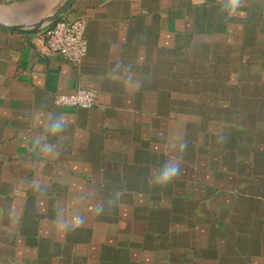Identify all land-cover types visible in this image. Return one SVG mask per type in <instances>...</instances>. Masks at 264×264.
Listing matches in <instances>:
<instances>
[{"label": "crops", "instance_id": "0c3cea01", "mask_svg": "<svg viewBox=\"0 0 264 264\" xmlns=\"http://www.w3.org/2000/svg\"><path fill=\"white\" fill-rule=\"evenodd\" d=\"M226 5L76 0L80 66L0 31V264H264V0Z\"/></svg>", "mask_w": 264, "mask_h": 264}, {"label": "built area", "instance_id": "2783aa9c", "mask_svg": "<svg viewBox=\"0 0 264 264\" xmlns=\"http://www.w3.org/2000/svg\"><path fill=\"white\" fill-rule=\"evenodd\" d=\"M0 2L16 4L19 0H0ZM88 25L87 16L61 19L43 34L41 44L37 48L38 53L80 66L88 54V41L85 36ZM97 101L96 91L83 88L74 94H62L55 98L58 106L84 110L94 109Z\"/></svg>", "mask_w": 264, "mask_h": 264}, {"label": "water", "instance_id": "95a60500", "mask_svg": "<svg viewBox=\"0 0 264 264\" xmlns=\"http://www.w3.org/2000/svg\"><path fill=\"white\" fill-rule=\"evenodd\" d=\"M75 2L76 0H62L47 15L38 18L36 21H32L29 17L31 14L25 13L22 10L10 11L9 14L13 16L12 18L5 15L0 18V31L42 35L58 21L65 18L64 16L73 8ZM0 8L2 9L3 7Z\"/></svg>", "mask_w": 264, "mask_h": 264}, {"label": "clouds", "instance_id": "9594fccd", "mask_svg": "<svg viewBox=\"0 0 264 264\" xmlns=\"http://www.w3.org/2000/svg\"><path fill=\"white\" fill-rule=\"evenodd\" d=\"M241 3V0H227V5L226 8L229 11H236V9L239 7ZM63 128V119L60 118L56 120L52 125H51V132L52 133H57L61 131ZM179 166L175 163H168L164 167H162L156 176V183L161 184V185H166L170 181H172L179 173Z\"/></svg>", "mask_w": 264, "mask_h": 264}, {"label": "rangeland", "instance_id": "374dc122", "mask_svg": "<svg viewBox=\"0 0 264 264\" xmlns=\"http://www.w3.org/2000/svg\"><path fill=\"white\" fill-rule=\"evenodd\" d=\"M0 7H3L2 9H4V10H2L1 8H0V18L2 17V16H7V17H9V18H12L13 16H11L10 14H9V12L10 11H19V10H22L23 12H25V13H28V14H31V15H29V17L32 19V21H36L38 18H40V15H39V11H38V9L35 7V6H27V5H24V4H21V3H16V4H5V3H1L0 2ZM8 12V13H4V12ZM5 18V17H4Z\"/></svg>", "mask_w": 264, "mask_h": 264}]
</instances>
